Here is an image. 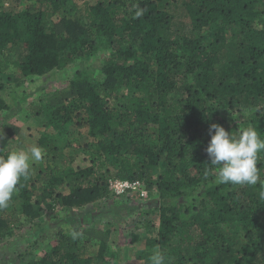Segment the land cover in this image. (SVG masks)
<instances>
[{
  "label": "trees",
  "instance_id": "trees-1",
  "mask_svg": "<svg viewBox=\"0 0 264 264\" xmlns=\"http://www.w3.org/2000/svg\"><path fill=\"white\" fill-rule=\"evenodd\" d=\"M14 1L25 5L0 0V114L31 96L10 85L11 64L24 78L74 68L36 113L50 157L17 185L19 220L34 223L46 207L89 213L121 196L110 178L139 180L158 189L159 205L134 220L138 264L154 249L165 264H264V152L255 186L216 184L206 152L212 124L232 134L252 126L264 139V0ZM9 47L16 59L4 57ZM18 131L0 135V156ZM12 222L0 213V239ZM99 222L59 231L26 264H137Z\"/></svg>",
  "mask_w": 264,
  "mask_h": 264
},
{
  "label": "rangeland",
  "instance_id": "rangeland-1",
  "mask_svg": "<svg viewBox=\"0 0 264 264\" xmlns=\"http://www.w3.org/2000/svg\"><path fill=\"white\" fill-rule=\"evenodd\" d=\"M3 3L6 8L14 7L16 10L25 5V3L17 5L14 0H3ZM18 55L19 51L10 47L4 53V57L11 59H16ZM104 55L105 49L97 47L91 61L94 60L95 64L100 66ZM73 70L74 68L71 66L65 71L51 72L44 77L29 76L24 78V76H21L19 68L11 64L9 71L6 72L9 76L10 85H18L19 83L18 91L30 93L31 96L25 103H17L16 105L13 103L14 106L11 110L0 114V135L4 134L3 132L11 126L19 129L10 140L9 148L19 151L37 145L38 137L45 130L43 126L44 115H36L41 107L40 102L43 100L48 101L52 98L53 92L64 87L68 83L69 77L72 76ZM97 73H99L97 78L100 79L101 71L98 70ZM61 79L63 80L61 81ZM42 151L43 159L31 165L30 175L32 176L35 175L37 166L43 165L50 157H47L48 153L43 148ZM80 162L82 161L80 160ZM18 193L19 190L17 189L8 207L0 209V213H9L13 220L11 224L13 234L0 239V264H26L24 259L29 252L35 247L38 249L33 251L40 254L43 249L54 242L59 231L67 230L71 232L78 226L82 228L81 224L96 221L108 224L110 229L116 231L112 234L111 240L118 241L121 239V242H124L123 251L121 252L123 261L133 260L132 262L137 264L142 263L140 254L144 244L139 243L137 240L139 232L142 231L141 229H135L133 225L134 220L138 219L137 216L141 211L159 205V192L156 187L152 191L148 190L146 197L140 195L138 198H131L133 195H121L118 198L103 199L101 206L99 208L92 207L89 213L85 209L68 211L62 208L50 209L46 207L43 215L36 219L34 223H24L19 220L18 215L21 210L22 199L19 198ZM14 206L18 212L15 211ZM152 218L157 220V217ZM125 247L129 248L124 249ZM133 254H135V257Z\"/></svg>",
  "mask_w": 264,
  "mask_h": 264
},
{
  "label": "clouds",
  "instance_id": "clouds-1",
  "mask_svg": "<svg viewBox=\"0 0 264 264\" xmlns=\"http://www.w3.org/2000/svg\"><path fill=\"white\" fill-rule=\"evenodd\" d=\"M138 11L136 15H141ZM210 142L206 148L209 164L215 166L216 184L255 186L260 180L257 167L259 154L264 152V139L256 128L249 126L232 134L220 124L209 128ZM43 159L39 145H32L27 150L9 152L0 156V209L7 208L22 178L27 179L34 162ZM207 172L205 175L207 176ZM264 199V191L260 193ZM73 233V239L76 238ZM149 264H165V255L160 249H154L149 256Z\"/></svg>",
  "mask_w": 264,
  "mask_h": 264
},
{
  "label": "built area",
  "instance_id": "built-area-1",
  "mask_svg": "<svg viewBox=\"0 0 264 264\" xmlns=\"http://www.w3.org/2000/svg\"><path fill=\"white\" fill-rule=\"evenodd\" d=\"M109 189L116 195H123L127 192H139L142 197L148 195V190L142 188L139 180H121L118 178L109 179Z\"/></svg>",
  "mask_w": 264,
  "mask_h": 264
}]
</instances>
